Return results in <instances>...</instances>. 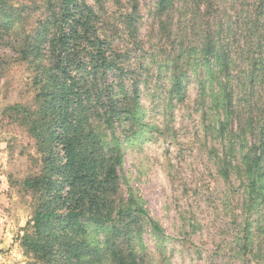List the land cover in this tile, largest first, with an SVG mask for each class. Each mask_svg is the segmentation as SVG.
Here are the masks:
<instances>
[{
  "label": "rangeland",
  "instance_id": "1",
  "mask_svg": "<svg viewBox=\"0 0 264 264\" xmlns=\"http://www.w3.org/2000/svg\"><path fill=\"white\" fill-rule=\"evenodd\" d=\"M8 2L26 19L20 23L19 18L8 32L0 30V264H26L19 237L34 206L22 183L40 162L34 141L9 108L37 107L33 70L18 60L14 43L34 32L41 0ZM154 2L139 0L141 47L122 33L124 9L108 5L104 16L116 48L131 51L140 81L142 127L133 134L128 127L117 130L123 154L118 200L138 197L163 230L159 238L143 224L135 249L144 264H264V200L248 205L246 181L236 168L241 148L264 133V62L251 78L246 54L238 50L247 36L251 40L247 20L254 0H180V28L173 26L169 39L157 33ZM208 34L218 36L229 57L228 74L221 78L234 92L228 124L210 99L218 92L214 76L210 92L207 69L216 73L213 59L210 65L199 59ZM176 59L185 78L180 97L171 92ZM199 78H206L204 97ZM220 122H225V136L217 133ZM227 138L235 144L232 150ZM228 162L226 179L221 166Z\"/></svg>",
  "mask_w": 264,
  "mask_h": 264
},
{
  "label": "trees",
  "instance_id": "2",
  "mask_svg": "<svg viewBox=\"0 0 264 264\" xmlns=\"http://www.w3.org/2000/svg\"><path fill=\"white\" fill-rule=\"evenodd\" d=\"M154 1L157 33L169 39L172 27L180 28V0ZM108 5L124 9L119 16L122 33L140 46L139 0H94L93 5L86 0H41L34 32L14 43L16 49L19 46L18 60L33 70L37 103L34 110L9 108L34 141L40 162L37 172L22 183L34 206L19 237L26 264H144L133 243L140 238L143 224L150 226L153 235L163 234L141 199L130 194L118 200L123 154L117 130L128 127V134H133V129L142 127L140 81L136 64L130 63L131 51L118 50L109 35L111 28H106ZM19 18L20 23L26 19L8 0H0L2 32L10 31ZM247 23L251 40L247 36L238 50L246 54L252 78L264 62V0H254ZM202 38L200 63L210 65L211 58L216 69V73L207 69L210 92L213 76L218 87L214 98L210 95L212 106L222 111L228 124L234 92L229 81L221 80L228 74V53L218 36ZM178 62L172 63L170 82L171 92L180 97L185 78ZM205 79L198 81L203 97L208 94ZM224 131L225 122H220L217 133L225 136ZM227 142L232 150V139ZM239 152L236 168L246 181V202L249 206L257 200L262 203L264 133ZM222 164V175L228 179L231 163Z\"/></svg>",
  "mask_w": 264,
  "mask_h": 264
}]
</instances>
